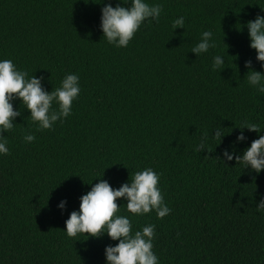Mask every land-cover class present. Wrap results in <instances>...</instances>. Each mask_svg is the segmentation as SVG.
I'll use <instances>...</instances> for the list:
<instances>
[{
  "label": "trees",
  "instance_id": "trees-1",
  "mask_svg": "<svg viewBox=\"0 0 264 264\" xmlns=\"http://www.w3.org/2000/svg\"><path fill=\"white\" fill-rule=\"evenodd\" d=\"M0 264H264V0H0Z\"/></svg>",
  "mask_w": 264,
  "mask_h": 264
}]
</instances>
